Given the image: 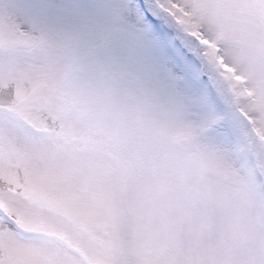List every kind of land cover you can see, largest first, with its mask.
Wrapping results in <instances>:
<instances>
[{"label": "snow or ice", "instance_id": "obj_1", "mask_svg": "<svg viewBox=\"0 0 264 264\" xmlns=\"http://www.w3.org/2000/svg\"><path fill=\"white\" fill-rule=\"evenodd\" d=\"M0 264H264V0H0Z\"/></svg>", "mask_w": 264, "mask_h": 264}]
</instances>
